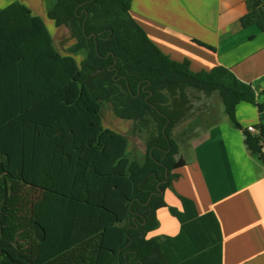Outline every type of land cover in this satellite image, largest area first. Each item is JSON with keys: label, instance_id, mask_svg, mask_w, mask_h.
I'll use <instances>...</instances> for the list:
<instances>
[{"label": "trees", "instance_id": "1", "mask_svg": "<svg viewBox=\"0 0 264 264\" xmlns=\"http://www.w3.org/2000/svg\"><path fill=\"white\" fill-rule=\"evenodd\" d=\"M133 1L55 0L48 19L76 40L66 55L21 0L0 11V264H222L215 213L199 215L173 187L186 165L174 131L192 92H217L238 128L239 104H264L229 68L172 60L133 18ZM241 23L264 32V0ZM105 104L146 135L143 160L129 156L127 134L104 126ZM258 130L244 142L264 162ZM161 208L181 230L149 239Z\"/></svg>", "mask_w": 264, "mask_h": 264}, {"label": "crops", "instance_id": "2", "mask_svg": "<svg viewBox=\"0 0 264 264\" xmlns=\"http://www.w3.org/2000/svg\"><path fill=\"white\" fill-rule=\"evenodd\" d=\"M251 1L134 0L132 16L172 60H188L194 72L229 68L253 86L259 104H264V32L256 25L244 28L241 23ZM219 96L217 92L211 96V102H218L208 112L213 114L211 126L200 130L193 119L189 129L196 127V132L188 144L176 138L186 165L177 170L180 177L173 187L195 203L199 215L215 213L223 238L222 264H264V162L244 142L248 127L264 125V110L239 104L238 128L220 110ZM202 116L204 119L206 114ZM164 196L168 205L183 209L173 191L166 190ZM157 217L160 226L147 238L179 234L180 222L168 208L159 209Z\"/></svg>", "mask_w": 264, "mask_h": 264}, {"label": "rangeland", "instance_id": "3", "mask_svg": "<svg viewBox=\"0 0 264 264\" xmlns=\"http://www.w3.org/2000/svg\"><path fill=\"white\" fill-rule=\"evenodd\" d=\"M16 0H0V7L3 5H9L10 3ZM24 4L29 6L35 15L42 16L46 24L52 33L55 43L59 51L63 54H68V48L73 45L76 40L70 37L69 31L65 27L57 28L53 21L49 20L47 17V12L53 7L55 4V0H21ZM193 95V109L190 111L188 118L180 123L174 132V137L177 138L178 142H182L183 144H188L189 140L192 138L193 132H196L195 129H189L192 127V124L195 122L199 125L200 130L207 128V126H211V121L213 120L212 115L209 116L208 112L210 111L212 105L214 104L217 107L218 102H211L212 97L207 98L205 95L192 92ZM220 97V110L225 111L224 104ZM211 113V112H210ZM104 114V126L110 128L112 130L125 133L129 136V147L128 154L134 160H143L145 158L146 153V135H133L130 132L131 127L129 126V121L122 120L118 118L110 104H105L103 108ZM204 119H202V115ZM208 114V115H207ZM193 119L194 122H193ZM197 126V125H196ZM198 129V128H197ZM193 130V131H192ZM186 152V151H185ZM189 156V152H187ZM181 154V152H180Z\"/></svg>", "mask_w": 264, "mask_h": 264}, {"label": "built area", "instance_id": "4", "mask_svg": "<svg viewBox=\"0 0 264 264\" xmlns=\"http://www.w3.org/2000/svg\"><path fill=\"white\" fill-rule=\"evenodd\" d=\"M249 132H252V133H254V134H257V133H259V130L258 129H256V128H254V127H248V129H247ZM263 152H264V149H263Z\"/></svg>", "mask_w": 264, "mask_h": 264}]
</instances>
